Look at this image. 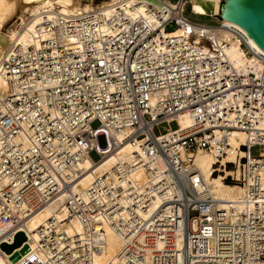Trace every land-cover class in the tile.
I'll return each instance as SVG.
<instances>
[{"label": "built area", "instance_id": "1", "mask_svg": "<svg viewBox=\"0 0 264 264\" xmlns=\"http://www.w3.org/2000/svg\"><path fill=\"white\" fill-rule=\"evenodd\" d=\"M188 5L193 13L188 0L164 1L151 7V19L90 13L46 22V40L15 43L4 54L0 245L63 196L65 218L53 215L38 230L41 264H96L104 252L98 241L109 232L120 245L114 264H264V64L237 67L225 44L203 34L218 27L184 16ZM172 25L186 34L167 31ZM185 114L192 125L183 130ZM238 133L244 142L234 148ZM124 143L138 145L134 160L75 194L83 164ZM200 151L217 160L237 151L227 168L240 167L238 180L231 178L244 189L243 212L220 207L194 166Z\"/></svg>", "mask_w": 264, "mask_h": 264}, {"label": "bare ground", "instance_id": "2", "mask_svg": "<svg viewBox=\"0 0 264 264\" xmlns=\"http://www.w3.org/2000/svg\"><path fill=\"white\" fill-rule=\"evenodd\" d=\"M168 0H106L94 4L93 0H0V61L10 47L17 43L23 47L34 45L36 37L46 40L49 33L45 30L46 22L58 23L90 13H101L104 17L112 18L120 13L132 20L151 19L152 11L162 9V3ZM193 13L198 15H211L220 17L221 10L225 8L223 0H188ZM9 28L7 26L12 23ZM222 27L209 29L206 36L216 42L225 44L226 53L230 60L240 68H251L260 71L264 62L257 54L264 55L255 42L236 23L222 20ZM198 30H196V34ZM187 28L183 27L173 32L175 36L186 34ZM239 34L246 38L247 45L255 54L247 55L242 45ZM199 42L200 38L197 37ZM9 91L5 81L0 76V96H8ZM154 103V100H153ZM181 128L187 129L192 125L188 115L179 118ZM237 139H232V146L237 148L244 142V135L235 134ZM138 145L124 143L120 149L109 153L103 160L93 164L90 160L83 164L84 174L73 185L75 194L82 193L97 178L113 176L114 168L118 164H128L134 160V152ZM237 151L229 152L222 160H217L213 154L200 151L194 156V166L198 168L209 186L211 193L220 202V207L229 213H241L245 210L243 204L245 192L241 185L227 184L225 181L234 176L238 180L240 167L229 170L227 165L236 161ZM217 167V165H219ZM237 164V161H236ZM65 198L57 197L51 204H47L33 212L31 216L19 227L16 235L11 240L0 245V264H41L43 256L36 250L38 230L46 224L53 215L59 220L65 218ZM80 231V227L76 225ZM197 228L196 223L194 229ZM103 247V254L96 256V264H114L115 255L120 248L118 237L109 232L107 238L99 240Z\"/></svg>", "mask_w": 264, "mask_h": 264}, {"label": "water", "instance_id": "3", "mask_svg": "<svg viewBox=\"0 0 264 264\" xmlns=\"http://www.w3.org/2000/svg\"><path fill=\"white\" fill-rule=\"evenodd\" d=\"M220 18L236 23L264 51V0H226Z\"/></svg>", "mask_w": 264, "mask_h": 264}, {"label": "rangeland", "instance_id": "4", "mask_svg": "<svg viewBox=\"0 0 264 264\" xmlns=\"http://www.w3.org/2000/svg\"><path fill=\"white\" fill-rule=\"evenodd\" d=\"M102 1H106V0H93L94 4H99L101 3ZM171 3H175L179 0H169ZM224 2L226 0H223ZM184 16L192 23L194 24H198V25H205L207 27H220L221 25V18L220 17H211V16H200V15H195L191 12L190 10V5H188L185 9V12H184ZM17 21V18L12 22L10 23L7 28H9L14 22ZM176 29V26L172 25L170 27L167 28V31H173ZM244 49H247L246 46L244 45L243 46ZM99 127V123L98 122H94L92 124V128L95 129ZM165 128H172V129H175L176 128V124H171V125H162L160 127H156L155 130H154V133L156 135H160V134H163L165 133ZM97 142H98V145L101 149H104L106 148V139L103 135H99L98 138H97ZM261 152V148L260 147H255L252 149L251 151V154L253 156H258L259 153ZM91 158L94 160V161H98L100 159V155L97 154L96 152H92L90 154ZM220 166V165H217V167ZM229 170H234L236 168H233V167H228ZM234 177V176H233ZM227 184H236V185H239L237 183H234L232 181V178L231 176L225 181Z\"/></svg>", "mask_w": 264, "mask_h": 264}, {"label": "trees", "instance_id": "5", "mask_svg": "<svg viewBox=\"0 0 264 264\" xmlns=\"http://www.w3.org/2000/svg\"><path fill=\"white\" fill-rule=\"evenodd\" d=\"M224 2V1H223ZM174 31V30H173ZM173 31H170V32H173Z\"/></svg>", "mask_w": 264, "mask_h": 264}]
</instances>
